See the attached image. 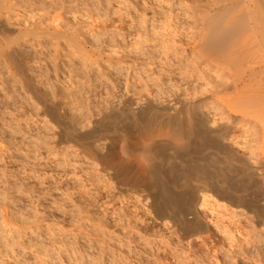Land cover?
<instances>
[{
	"label": "rangeland",
	"instance_id": "obj_1",
	"mask_svg": "<svg viewBox=\"0 0 264 264\" xmlns=\"http://www.w3.org/2000/svg\"><path fill=\"white\" fill-rule=\"evenodd\" d=\"M205 2L12 0V28L57 17L93 55L66 38L59 51L51 36L17 44L43 104L0 56V264H264L257 125L222 102L235 71L194 46ZM221 174L238 201L205 187ZM153 175L187 221L156 215Z\"/></svg>",
	"mask_w": 264,
	"mask_h": 264
},
{
	"label": "bare ground",
	"instance_id": "obj_2",
	"mask_svg": "<svg viewBox=\"0 0 264 264\" xmlns=\"http://www.w3.org/2000/svg\"><path fill=\"white\" fill-rule=\"evenodd\" d=\"M55 1H57V0H55ZM225 1H227V0H206V2L204 4V6L206 7L205 12L202 15L201 20L199 22L200 26L198 27L196 33L194 34V46H195V48H197V52H199L201 57L202 56L206 57V58L209 57L210 59H211V57L212 58L217 57L219 60L217 58H215L217 60L212 59V61L214 60L217 62H221L220 64H222V62L224 61L227 63L226 67L227 66L229 67V68L228 67L227 68H228V70H230L229 71L230 74H231L232 70L235 71L236 77L234 78V81H233V82H235L234 85L226 83L222 86V90H224L225 92L231 91V92H233V94L231 96L229 95V98L225 97L224 99H227V100L222 101V102H224V103L226 102L225 106L228 105L229 108L234 109L236 112L241 114V116L243 118L245 116H248V118L250 117V119H253L252 122H254L257 125V126L255 125L257 127V130H258L256 138H257V142H258L257 144L259 145V156L260 157H259V160H257L258 159V157H257V159H255L254 162L251 161L250 158L247 159V161L252 165V167L256 171H260L263 175V173H264V0H245L246 5H248V7H249L248 9H250L251 18L250 17L248 18L249 15H246L247 13L244 14V11H242L240 9L234 10L235 6H232L233 2L230 5L233 8L230 9L229 3L227 6L225 4ZM236 1L239 2V0H236ZM52 2H54V1H52ZM243 2L244 1L242 0V3ZM55 3H57V2H55ZM242 3L239 2L238 6H239V4H242ZM12 4H13L12 0H0V56L9 62V64L11 65L10 67H12L15 70L16 74H18V76L21 78V80H20V78H19V80L22 81L21 82L22 85H24L28 91H30L32 94L36 95L37 98H39V100L37 99L39 102L38 101L37 102L38 103L41 102L43 104V102H46V99L44 98L42 92L39 90V86L37 88V86L33 83L35 79L33 77L31 78L30 74L28 73L29 71H27L28 69L26 70L27 65H25L26 63L24 62L26 60L23 59V57L21 56L22 54L18 53V51H20V50L18 49V51H17L16 45L22 44V42L26 40L25 38L30 36V35L31 36L35 35L36 37L39 36V38L45 37V36H51L52 40H54V42H55V49L54 50H56V51H59L60 46L58 47V45H59V41L61 40V38H66L71 43V45L74 46L76 51L79 50V52H82L83 54H87V56L88 55L91 56L93 54L91 53V51L89 50V48L87 46L88 43H87V40L85 39L86 36L83 37V33L81 34V36H79V32L77 33V32H73L72 30H67L66 28L65 29L62 28V26H61L62 24L59 23L57 17H55L54 20L52 19L53 20L52 22L50 19H48V20H50L51 23H46V22L43 23L42 22L43 20H41L39 22V23L42 22V24L40 26L33 27L31 29L18 30L19 28H12L8 23V21H10V17H11L10 13H11V9L13 7ZM243 4H242V6H244ZM54 7H55V4H54ZM53 10H54V8H53ZM49 12H50V10H49ZM57 13L59 15L61 12L60 13L57 12ZM45 16H48V15H45ZM52 18H53V16H52ZM44 19H46V18H44ZM59 20H61V19H59ZM35 23H37V22H35ZM39 23H38V25H39ZM76 30H74V31H76ZM32 40H33V38H32ZM40 41H42V40H40ZM43 42L44 41H42V43ZM38 43H39V40H38ZM21 46H23V44ZM214 63H216V62H214ZM224 67H225V65H223V69L226 68V67L225 68ZM232 75H234V73H232ZM16 79H18V78H16ZM232 79H233V77H232ZM47 100H49V99H47ZM132 100L130 98L128 103L132 104ZM220 100H223V98ZM55 104L57 105V103H55ZM46 105H48V103ZM51 106H50V108H51ZM54 107H52V108H54ZM57 109H58V107H57ZM48 111H50V110H48ZM229 111H232V110H229ZM51 112H53V111H51ZM174 113L176 115L178 114V112L177 113L174 112ZM60 114H61V112H60ZM236 115H238V114H236ZM53 116H55V112H54V115H51V116L49 115V117H53ZM170 116H171V114L169 115V117ZM231 116H232V114H231ZM55 118H57V117H55ZM171 118H172V116H171ZM229 118L231 120H233L231 117H229ZM58 119H59V116L55 120H57V122H58ZM175 119H176V117L173 118V120H175ZM55 120H53V121H55ZM165 120H167V119L165 118ZM59 121H61V120H59ZM191 122H187L188 123L187 126L189 125L188 126L189 131L193 132L195 130L194 129H193V131L191 130L192 129V127H191L192 123ZM196 122H197V120H196ZM62 123H63V121H62ZM194 124H195V122H194ZM183 126L184 125H182V123L178 126V132H181V133L186 132L183 130ZM56 127H58V129H60L59 126H56ZM185 127L186 126H184V128ZM186 128H185V130H186ZM228 128H230V126H228V125L225 126V129H223V131L226 129L228 130ZM69 129L70 128H68V130ZM62 131H63V129H62ZM54 132H55V130H54ZM63 132L65 133V131H63ZM73 132H71V133H73ZM80 132H78V133H80ZM190 132H188V133L191 135ZM60 133H62V132H60ZM198 133H199V131H198ZM96 134H99V132H97ZM186 134H187V132H186ZM217 134H218L217 137L221 138V137L225 136L227 134V132L224 131V132H219ZM59 136H61V135H59ZM93 136H95V135H93ZM190 140H191V138H190ZM89 145H90V143H89ZM111 147H110V145L108 146V148H111ZM89 151L90 150H88V152ZM111 152H114V150L106 149L107 154L110 155ZM95 153H97V152H95ZM155 177L156 176H154V178H153L154 180H153L152 184L150 185V186H152L151 188H154L156 190L154 192V194H152V196H151L153 207L151 205L150 206L154 209L156 215H158L159 218H163L168 214L176 215V212L178 210L179 215H181V217L182 216L185 217V218H183V220H180V219H178V220H180V221H184V219L186 220V216H185L184 211L186 209H187V211H192V210L189 208V206H188V208L186 207L187 204H183L186 207L185 210H184V208H185L184 206L180 207V206H182V203L179 202L180 205L178 206V203L176 202L177 200L174 197H172V194H170L171 196L168 195V193H170V192H167V189H169L167 187L169 185L167 187H164L163 184L160 183V181L158 182L157 177H156V179H155ZM148 182H150V181H148ZM205 182H206L205 187H207L213 193L215 192L214 194L222 196L223 198H226V199L228 198L230 202L232 200H234V202L238 201L235 186L229 178L225 177V175H222L220 178H217V177L215 178V177L209 176L206 178ZM130 188H132V187H130ZM168 191H170V190H168ZM191 213H193V212H191ZM193 218L198 220L200 217L198 218L196 216V214L194 213ZM189 225H190V223H189ZM192 225H193V223H192ZM194 225H196L197 226L196 228H199L200 230H201V228L204 229V227L207 228V226L204 225V223H202V220H201V222L198 221ZM185 227H184V229H185ZM199 229H197V230H199ZM58 248H59V246H58ZM103 252H104V250H103ZM117 254H119V253H117Z\"/></svg>",
	"mask_w": 264,
	"mask_h": 264
}]
</instances>
